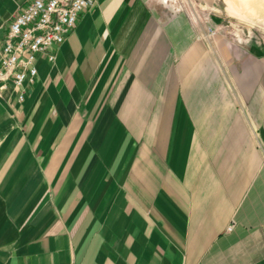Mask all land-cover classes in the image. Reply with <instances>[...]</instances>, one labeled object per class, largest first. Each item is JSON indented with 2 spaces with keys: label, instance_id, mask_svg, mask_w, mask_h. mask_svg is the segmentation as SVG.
<instances>
[{
  "label": "crops",
  "instance_id": "obj_1",
  "mask_svg": "<svg viewBox=\"0 0 264 264\" xmlns=\"http://www.w3.org/2000/svg\"><path fill=\"white\" fill-rule=\"evenodd\" d=\"M208 42L239 104L168 0H95L0 88V264H264V51Z\"/></svg>",
  "mask_w": 264,
  "mask_h": 264
},
{
  "label": "built area",
  "instance_id": "obj_2",
  "mask_svg": "<svg viewBox=\"0 0 264 264\" xmlns=\"http://www.w3.org/2000/svg\"><path fill=\"white\" fill-rule=\"evenodd\" d=\"M94 2L30 0L10 21L4 44L0 47V88L10 83L17 93V100L23 101L26 84L32 83L37 73V55L53 62L54 46L63 42L79 13ZM232 226L231 223L227 229L231 230Z\"/></svg>",
  "mask_w": 264,
  "mask_h": 264
},
{
  "label": "rangeland",
  "instance_id": "obj_3",
  "mask_svg": "<svg viewBox=\"0 0 264 264\" xmlns=\"http://www.w3.org/2000/svg\"><path fill=\"white\" fill-rule=\"evenodd\" d=\"M168 1L171 14L177 15L182 10L188 14L193 35L204 41L205 49L209 53L206 67L211 68L210 77L207 75L204 79L200 76L201 83L206 85L216 83L211 75L216 73V78L219 77L224 88L230 93L232 103L239 104L240 99L235 85L236 75L221 63L208 41H211L212 31L213 34H222L230 46L238 51L239 61L246 58L249 47H257L258 50L264 51V0ZM258 61L261 63V60ZM251 74L253 78L256 77L252 71Z\"/></svg>",
  "mask_w": 264,
  "mask_h": 264
}]
</instances>
